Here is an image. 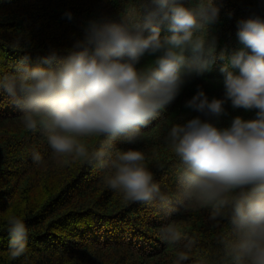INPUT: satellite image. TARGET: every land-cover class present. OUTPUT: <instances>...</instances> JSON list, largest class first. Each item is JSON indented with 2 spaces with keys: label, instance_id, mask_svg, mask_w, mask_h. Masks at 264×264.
<instances>
[{
  "label": "clouds",
  "instance_id": "9594fccd",
  "mask_svg": "<svg viewBox=\"0 0 264 264\" xmlns=\"http://www.w3.org/2000/svg\"><path fill=\"white\" fill-rule=\"evenodd\" d=\"M151 2L154 7L142 22L131 9L120 22L89 21L65 56L50 49L35 65L29 56L7 67L0 63V96L21 110L27 129L42 128L58 155L110 168L106 185L125 201L145 204L166 198L144 152L116 150L113 158V142L122 135L140 136L141 126L177 96L186 78L202 74L217 59L215 43L205 35L218 15L213 0L196 7L182 0ZM65 15L72 19L71 12ZM164 22L172 35L161 38ZM237 37L243 47L222 68L224 97L209 99L200 89L186 107L219 117L230 101L234 109L255 110V118L236 116L220 128L195 117L173 124L165 141L178 158L176 198L187 208L210 209L209 219L217 223L230 220L234 234L222 239L229 264H264V18L240 20ZM145 54L155 60L138 68ZM82 137L103 142L89 151ZM33 160L39 162L40 155L33 154ZM8 224L12 255L19 256L26 226L17 216ZM160 237L176 244L181 233L169 224ZM188 259L178 252L176 264Z\"/></svg>",
  "mask_w": 264,
  "mask_h": 264
},
{
  "label": "trees",
  "instance_id": "16d2710c",
  "mask_svg": "<svg viewBox=\"0 0 264 264\" xmlns=\"http://www.w3.org/2000/svg\"><path fill=\"white\" fill-rule=\"evenodd\" d=\"M182 2L196 7L201 0ZM213 2L218 15L205 35L214 41L217 59L202 74L186 78L177 96L141 126L140 136L122 135L113 142V158L116 150L144 152L145 164L166 198H158L156 204L125 201L104 181L110 168L56 154L44 130L27 129L21 110L0 96V264H176L178 252L188 254L184 264H229L222 239L234 234L230 220L217 223L209 219L210 209L187 208L176 198L178 158L165 141L173 124L195 117L220 128L228 127L236 116L255 118V110L234 109L230 101L219 117L186 107L200 89L209 99L224 97L222 68L243 47L237 37L238 22L264 18V0ZM153 7L151 0H0V63L7 67L29 56L35 65L50 49L65 56L83 38L89 21L120 22L131 9L142 22ZM66 12L72 13V19ZM160 27L161 38L172 35L167 22ZM154 60L155 56L145 54L137 67ZM80 139L89 151L103 142L96 137ZM33 154L41 160L34 162ZM11 216L21 218L28 232L23 253L15 257L10 248ZM169 224L181 233L176 244L160 237Z\"/></svg>",
  "mask_w": 264,
  "mask_h": 264
}]
</instances>
